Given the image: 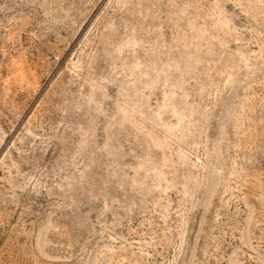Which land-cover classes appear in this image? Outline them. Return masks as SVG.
Listing matches in <instances>:
<instances>
[{"label": "rangeland", "instance_id": "rangeland-1", "mask_svg": "<svg viewBox=\"0 0 264 264\" xmlns=\"http://www.w3.org/2000/svg\"><path fill=\"white\" fill-rule=\"evenodd\" d=\"M0 264H264V0H0Z\"/></svg>", "mask_w": 264, "mask_h": 264}]
</instances>
